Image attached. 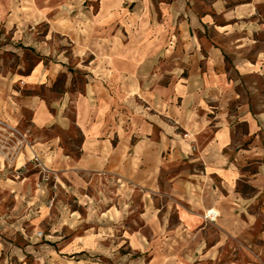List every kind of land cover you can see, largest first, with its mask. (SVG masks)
I'll use <instances>...</instances> for the list:
<instances>
[{
  "label": "rangeland",
  "instance_id": "obj_1",
  "mask_svg": "<svg viewBox=\"0 0 264 264\" xmlns=\"http://www.w3.org/2000/svg\"><path fill=\"white\" fill-rule=\"evenodd\" d=\"M2 90L0 264H264V0H0Z\"/></svg>",
  "mask_w": 264,
  "mask_h": 264
},
{
  "label": "built area",
  "instance_id": "obj_2",
  "mask_svg": "<svg viewBox=\"0 0 264 264\" xmlns=\"http://www.w3.org/2000/svg\"><path fill=\"white\" fill-rule=\"evenodd\" d=\"M23 139L24 134L18 124H12L0 118V163L3 170L11 168L15 159L24 153ZM30 160H32V157H30ZM207 215L210 219H213L216 217V212L211 209Z\"/></svg>",
  "mask_w": 264,
  "mask_h": 264
},
{
  "label": "crops",
  "instance_id": "obj_3",
  "mask_svg": "<svg viewBox=\"0 0 264 264\" xmlns=\"http://www.w3.org/2000/svg\"><path fill=\"white\" fill-rule=\"evenodd\" d=\"M32 104V98L31 99H19L17 97L7 95L6 91L2 90L0 91V117H18L19 115L23 113V107L22 106H28ZM27 180V178L24 181H20L17 183H13L12 180H4L3 178L0 179V185L11 187V185L14 184H24V182ZM12 182V183H11Z\"/></svg>",
  "mask_w": 264,
  "mask_h": 264
},
{
  "label": "bare ground",
  "instance_id": "obj_4",
  "mask_svg": "<svg viewBox=\"0 0 264 264\" xmlns=\"http://www.w3.org/2000/svg\"><path fill=\"white\" fill-rule=\"evenodd\" d=\"M29 153H30V154H32V152H31V150H30V149H29ZM12 182H13V181H12ZM13 183H14V182H13ZM214 211H215V209H214Z\"/></svg>",
  "mask_w": 264,
  "mask_h": 264
}]
</instances>
